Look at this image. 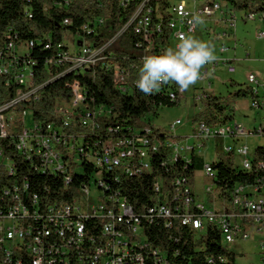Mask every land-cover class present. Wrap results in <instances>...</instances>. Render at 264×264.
<instances>
[{"label":"built area","instance_id":"2783aa9c","mask_svg":"<svg viewBox=\"0 0 264 264\" xmlns=\"http://www.w3.org/2000/svg\"><path fill=\"white\" fill-rule=\"evenodd\" d=\"M148 1L140 3L128 23L136 21L135 33L147 44L142 64L145 56L156 55L150 52V47L153 35L161 33L159 25H150L148 15L151 12L146 6ZM166 1L169 4L168 14L172 17L168 23L169 48L172 39L178 44L182 34L194 33L197 23H190L194 16L201 17L203 21L223 23L231 30L235 28V16L227 14L219 0ZM188 3L191 7H188ZM245 17L254 19V15L247 14ZM258 18L262 28L257 38L264 41V14L258 15ZM97 23L103 25L100 19ZM64 24H71V21L65 20ZM82 32L89 35L94 30L84 26ZM67 35L73 38L74 49L67 43ZM214 35L217 40L231 36L227 32ZM84 38L80 31L66 34L63 43L58 45L60 53L48 63L55 67L68 65L69 69L63 75L93 68L97 64L93 63V55L102 53L104 47L97 49ZM34 45V42H29L20 45L8 43L4 48L0 46V78L4 79L6 86L11 82L23 87L32 84L33 73L29 64L33 63H29L27 58ZM45 48L48 49L49 45ZM219 51L224 54L228 48L221 45ZM219 63L226 66L228 74L235 73L230 60L216 59L206 65L201 79L197 81L202 82V86L195 88L197 91L192 96L194 104L202 102L206 92L211 91L209 76ZM245 81L246 87L254 95L249 102L250 108L264 114V84L252 74L247 75ZM69 88L72 100L69 103L71 109L67 108V112L72 115L81 110V126H93L95 119L103 116L105 110L102 107L92 111L87 109L86 92L79 82L74 81ZM19 89L13 100L0 104V264H145L146 259H151L154 264H168L163 253L158 250L148 252L142 219L147 220L148 224L162 220L165 227H170L171 221H178L181 226L201 233L209 225L216 226L221 231L224 244L247 241L255 235L264 234V174L254 184L237 185L227 203L216 196L215 186L206 187L204 193L214 196V203H220L218 208L211 209L196 200L195 193L186 185L185 179H176L171 198L165 196L162 202H157L142 217L135 214L133 207L112 186L113 182L119 183V174L131 176L149 173L152 170L153 150H161L160 143L169 152L171 163L182 160L187 165L191 162L192 153L201 157V149L209 141L230 139L234 145L224 146V154L238 158L243 171L264 173V161L253 163L254 153L250 155L248 146L239 145V141L264 138V116L261 123L253 128L235 122L219 127L200 123L184 142H160L151 137L152 131L147 128L142 133L134 132L133 137H124V140L112 137L90 144L82 136L68 132V118L60 126L47 125L41 128L31 121L27 123L28 112L21 111L18 116L22 127L16 131L14 122L17 116L13 107L18 102L28 100L36 92V89L29 92ZM163 89L172 102L179 103L185 94V90L174 82L163 85L157 92L160 94ZM179 125L181 122L177 120L170 129L174 131ZM11 150L30 161L43 174L62 179L64 189L76 179L71 178V170L78 169L84 177V172L78 168L82 161L92 165L93 172L87 184L82 183L70 202L41 203L36 195L28 194L25 181L19 185L14 179L17 167L7 154ZM203 171L208 176L214 175L210 164H204ZM2 178H5L4 184H1ZM161 187V184H156L155 190ZM90 192L95 194L92 205L88 201ZM90 219L100 223L98 246L95 245V238L88 235L90 232L85 225ZM90 244L96 247L91 249ZM259 248L261 264H264V240L259 242ZM208 263L212 264V261L208 260Z\"/></svg>","mask_w":264,"mask_h":264},{"label":"trees","instance_id":"16d2710c","mask_svg":"<svg viewBox=\"0 0 264 264\" xmlns=\"http://www.w3.org/2000/svg\"><path fill=\"white\" fill-rule=\"evenodd\" d=\"M143 0H0V46L4 48L8 43L26 44L34 42L32 53L27 61L32 67L33 82L27 87L17 86L11 82L6 86L0 78V104L13 100L16 93L22 88L29 92H36L24 102H18L14 107L17 119L14 122L15 130L20 131L22 124L19 113L27 111L31 115V122L40 125L60 126L65 118L70 124L68 132L85 138V142H103L115 137L124 140V137H133L134 132L142 133L145 129L152 131L151 137L169 142L167 135L151 126L147 116H157L161 107H173L178 102L169 100L164 94L155 92L146 95L136 87V81L142 67V57L147 44L135 33L136 21L129 23L136 8ZM226 8L233 11L244 10L249 15L264 14V0H219ZM68 2V3H67ZM124 2V5H121ZM67 3V4H66ZM147 8L151 26L159 25L160 34L153 35V44L150 52L161 55L169 48L168 14L169 4L166 0H149ZM102 20L100 26L97 20ZM70 20L71 24H64ZM87 26L94 32L89 35L82 32ZM264 26V20H263ZM81 32L82 37L95 48L104 47L99 54L93 68L83 72L73 71L66 73L68 65L55 67L48 61L54 60L61 49L66 34ZM49 45V48L45 47ZM108 69H106V67ZM117 70V73H116ZM77 81L86 92V106L92 111L102 107L105 114L95 119V124L82 127L79 123L80 111L72 115L67 108L62 109L60 104H69L72 93L69 86ZM234 85V83H230ZM246 86V83H245ZM122 89V90H121ZM202 100V109L193 116V122L204 123L209 127H219L231 124L234 121V104L238 99H253L250 88H237L225 97L215 96L211 91L206 92ZM78 112V113H77ZM182 142V139L174 142ZM219 142V140H217ZM153 150L151 156L152 170L149 173L138 175H117L119 183L113 182L114 190L120 192L123 198L133 207L136 215L142 217L147 210L162 202L165 196L171 198L174 192L176 179H185L191 189L195 172L203 170L202 157L192 153L191 162L187 165L182 160L170 162L169 152L163 149ZM218 147H221L219 143ZM3 148V147H2ZM8 156L16 164L15 180L19 185L23 181L28 186V194L36 195L41 203H68L78 192L82 183L87 184L88 177L93 172L92 165L87 162L71 170V178H76L64 189L60 178L43 174L33 164L9 151ZM218 159L210 164L214 172L213 181L216 196L225 203L231 200L233 189L239 184H254L263 172H246L240 168L238 160L227 154H218ZM264 161V146L254 151L253 163ZM110 177V175H109ZM84 178V179H83ZM4 179V180H3ZM2 178L1 184H4ZM156 184H161L156 191ZM91 237L95 238L98 246L101 227L96 220L85 223ZM141 225L147 239L148 252L158 250L164 254L168 264H236V254L226 248L222 242L221 231L216 226H207L201 233L171 221L170 227H165L162 220L148 224L142 219ZM93 242V243H94ZM91 245V244H90ZM91 245V249L94 247ZM145 264H154L146 259Z\"/></svg>","mask_w":264,"mask_h":264},{"label":"rangeland","instance_id":"374dc122","mask_svg":"<svg viewBox=\"0 0 264 264\" xmlns=\"http://www.w3.org/2000/svg\"><path fill=\"white\" fill-rule=\"evenodd\" d=\"M222 9L236 18L235 28L233 30L227 28L223 23H214L211 21H203L197 24V27L192 34L196 39L210 43L214 48V54L218 60H230L232 66L235 68V74L230 75L226 71V66L222 63L216 67L215 71L209 76V82L212 85L211 92L215 96L225 97L227 94L233 92L237 88L245 86L246 76L249 74L254 75L261 84H264V41L257 38V33L261 30L262 24L259 21L258 15H254L253 20L247 19V11L232 10L225 7V4L220 2ZM188 7L190 3H188ZM207 28H210L209 30ZM227 32L231 34L229 38L217 40L215 33ZM66 41L71 49H74V41L71 35H67ZM171 48L175 49L176 42L171 40ZM221 45L228 48V52L220 54ZM202 83V82H201ZM200 82H196L185 90L183 99L180 100L178 105L173 107H161L158 110L157 116H147L146 120H150L151 126L157 128L167 135L169 142L176 140L188 139L197 123L193 122V116L202 109V102L196 105L193 102L195 88L202 86ZM230 83H234L231 85ZM249 99H238L234 104V121L232 124L241 123L247 125L249 128L258 126L264 114L262 112L254 111L249 106ZM62 109L70 108V104H60ZM179 120L181 125L177 126L174 131L170 126ZM31 115L28 113L26 122L30 123ZM219 140V142H217ZM219 143L221 147H218ZM238 143V142H236ZM248 146L249 153L252 155L257 147L264 146V138L257 137L239 141V145ZM233 146L234 142L230 139H216L209 141L201 149V157L204 164H211L218 159V154L223 152L224 146ZM238 160V158H237ZM208 186H214V181L211 176H208L203 170L195 172L192 180V187L195 193L196 200L202 202L206 208H218L219 201L213 202L214 196H209L204 193V189ZM88 196L90 205L95 194ZM264 240V234L255 235L247 241L235 242L233 244H226V248L236 254V264H261V255L259 242Z\"/></svg>","mask_w":264,"mask_h":264},{"label":"clouds","instance_id":"9594fccd","mask_svg":"<svg viewBox=\"0 0 264 264\" xmlns=\"http://www.w3.org/2000/svg\"><path fill=\"white\" fill-rule=\"evenodd\" d=\"M190 23L199 24L203 20L194 16ZM216 59L210 43L198 40L193 35L182 34L175 49L170 47L161 55L143 58L136 87L146 95L154 94L169 82L186 90L201 79L202 70Z\"/></svg>","mask_w":264,"mask_h":264},{"label":"bare ground","instance_id":"6f19581e","mask_svg":"<svg viewBox=\"0 0 264 264\" xmlns=\"http://www.w3.org/2000/svg\"><path fill=\"white\" fill-rule=\"evenodd\" d=\"M99 54L100 53H95V55H93V63H95L97 61V58H98ZM182 142H184V141H182Z\"/></svg>","mask_w":264,"mask_h":264},{"label":"crops","instance_id":"0c3cea01","mask_svg":"<svg viewBox=\"0 0 264 264\" xmlns=\"http://www.w3.org/2000/svg\"><path fill=\"white\" fill-rule=\"evenodd\" d=\"M228 52V51H227ZM232 62V61H231ZM235 74V73H234ZM230 75H233V74H230ZM196 105V104H195Z\"/></svg>","mask_w":264,"mask_h":264}]
</instances>
